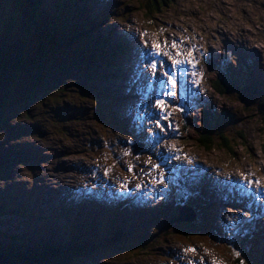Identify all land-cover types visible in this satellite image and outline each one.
Here are the masks:
<instances>
[{"label": "rangeland", "instance_id": "rangeland-1", "mask_svg": "<svg viewBox=\"0 0 264 264\" xmlns=\"http://www.w3.org/2000/svg\"><path fill=\"white\" fill-rule=\"evenodd\" d=\"M170 4L151 16L144 0H82L75 34L89 37L54 54L47 44L56 29L41 31L18 0H0V55L47 49L33 72L47 76L43 83L21 74L0 90V248H88L66 264H234L235 250L243 262L264 264V120L235 92L214 91L223 73L208 64L229 61L237 79L251 74L264 95V0ZM50 85L58 92L46 98ZM210 112L236 117L223 131L234 154L198 145L217 133L206 125ZM181 172H189L185 189ZM245 176L258 183L249 187ZM181 199L201 209L196 224L174 222Z\"/></svg>", "mask_w": 264, "mask_h": 264}, {"label": "trees", "instance_id": "trees-1", "mask_svg": "<svg viewBox=\"0 0 264 264\" xmlns=\"http://www.w3.org/2000/svg\"><path fill=\"white\" fill-rule=\"evenodd\" d=\"M82 0H71L70 3L66 4V0H62L60 3H50L48 0H18L20 3L23 12L27 14L31 20L35 23L36 27H39L42 31V26L45 28L53 27L56 29L54 35L49 37L48 47L49 50L56 54L57 51H67L70 44L75 43V40L80 38H88L89 34L85 31H80L79 36L75 34L76 19L79 17L80 5H77ZM84 1V0H83ZM173 0H144V7L142 10L148 12L151 16L157 15L166 8L170 7V3ZM63 6H60V4ZM55 8L56 12L54 14L50 10ZM73 29L68 38H65L62 34L58 32L65 33L67 29ZM42 45V44H41ZM44 49L47 51L45 46H42L39 50V55L37 57L30 56L27 58L26 53L19 52L18 55L13 56L7 50L4 54L0 55V90L5 87L6 84L11 82L13 79L20 77L19 75L25 74L31 76L36 84L43 83V79L47 76L38 77L34 75L35 68L42 67L44 57L46 55ZM99 53L96 52V57H100ZM105 58H108V55H104ZM225 68L221 71L225 74L223 76L224 82L216 81L214 83L215 91L220 94V96L227 95L233 89L236 91V95H240L246 102H251L253 105H256L257 112L261 115V119L264 120V95L256 98L257 83L249 82H238L237 79L233 76L232 73L228 72V65L224 63ZM51 75V74H49ZM50 78V77H49ZM231 86H229V85ZM264 83L260 85L263 86ZM229 87V89H227ZM259 87V84H258ZM47 88V86L45 87ZM58 92V88L55 85H50L45 93V97L51 96ZM231 115L224 114L223 116L217 118V116L212 112L209 113V119L206 120V125H213L217 129V133L214 136H211L209 133L203 134L197 140L198 145L207 151H211L212 148L217 144L219 147L227 151L229 154H234L235 150L233 147V140L229 138V135L224 133L228 125L231 123ZM236 120V117L233 118V121ZM239 139H244L242 132H239ZM264 150V142H263ZM264 152V151H263ZM183 175V178H187L188 174L180 173ZM184 189V188H183ZM182 190V189H181ZM187 193V192H186ZM181 202H184L182 199ZM44 245L36 249L34 252H26L18 255H15V252L11 248H0V250L7 254L11 260V264H16L15 261H28V262H37L41 264H66L69 260L80 259L87 255L88 248L84 246H54L51 243H43ZM61 247V248H59ZM42 251V256H39L37 253ZM13 255V256H12ZM41 257V258H40ZM246 261V260H245ZM241 261L240 257H235L234 264H255L253 261Z\"/></svg>", "mask_w": 264, "mask_h": 264}, {"label": "snow or ice", "instance_id": "snow-or-ice-1", "mask_svg": "<svg viewBox=\"0 0 264 264\" xmlns=\"http://www.w3.org/2000/svg\"><path fill=\"white\" fill-rule=\"evenodd\" d=\"M144 35L146 36L147 33H144ZM144 45H145V47H147V46H148V42L145 41V42H144ZM166 46H167V42H165V47H166ZM171 46H172L173 48H176V47H177L176 42L173 41ZM152 47H153V48H156V49L158 50V51H157V54L167 55L166 52H163V53H162V52L160 51V45H158V44H153ZM177 55H182V53H179V52H178ZM184 63H187V61H186V60H179V59H173V60H172V64H173V65H182V64H184ZM150 67H151V69H152V75H155V70H156V68H157L156 63L152 62V63L150 64ZM201 75H202V74H201ZM164 76H168V72H164ZM169 80L171 81V77H170V76H169ZM172 83L174 84L175 82L172 81ZM168 94H169V95H174V93H171V92L168 93ZM156 105H157L158 107H160L161 109L165 110V111L167 110L168 107H171V105H166L165 102H164L163 100H157V101H156ZM181 110H183V109H181ZM165 119H167V116H165ZM155 123L157 124V126L163 127V126L160 125V121H159V119H156V120H155ZM167 126H168V127H171V124L169 123ZM177 159H179V157H177ZM150 160H151V158H149V161H150ZM153 167H155L156 169H160V165H159V164H155V165H153ZM244 179H245V181H247V184H248L249 187H251L252 184H254V183H258L257 181H248V180H247V176H245ZM158 183L163 184V183H164L163 178H161V179L158 181ZM138 187H139V186H138ZM186 251L195 252V249H194V248H189V249H186ZM233 254L236 255L237 257L240 256V253H239V252H236L235 250H233Z\"/></svg>", "mask_w": 264, "mask_h": 264}, {"label": "water", "instance_id": "water-1", "mask_svg": "<svg viewBox=\"0 0 264 264\" xmlns=\"http://www.w3.org/2000/svg\"><path fill=\"white\" fill-rule=\"evenodd\" d=\"M195 220L194 212L189 208H183L181 210L180 218L176 219V222H188L192 223ZM121 237L113 238L110 242L107 244L110 246H113L115 244H118L121 241ZM0 264H11L10 258L7 256V254L3 253L0 250Z\"/></svg>", "mask_w": 264, "mask_h": 264}, {"label": "bare ground", "instance_id": "bare-ground-1", "mask_svg": "<svg viewBox=\"0 0 264 264\" xmlns=\"http://www.w3.org/2000/svg\"><path fill=\"white\" fill-rule=\"evenodd\" d=\"M128 80V79H127ZM148 81V80H147ZM146 81V82H147ZM144 83V87H147V83ZM154 82H152V84H153ZM152 84H150V86H152V87H154ZM154 89H155V87H154ZM158 89V88H157ZM65 178V177H64ZM64 180L65 179H62V176H58V177H56L55 179H54V182H56L55 184H57V185H59V184H63V182H64ZM248 180V179H247ZM218 182H219V180H218ZM67 183V182H66ZM66 183H64L65 185H66ZM235 184V183H234ZM215 215V214H214Z\"/></svg>", "mask_w": 264, "mask_h": 264}]
</instances>
